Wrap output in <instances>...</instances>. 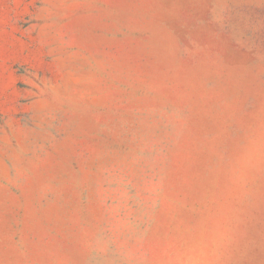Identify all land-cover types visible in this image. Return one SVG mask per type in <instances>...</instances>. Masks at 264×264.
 I'll use <instances>...</instances> for the list:
<instances>
[{
    "label": "rangeland",
    "instance_id": "1",
    "mask_svg": "<svg viewBox=\"0 0 264 264\" xmlns=\"http://www.w3.org/2000/svg\"><path fill=\"white\" fill-rule=\"evenodd\" d=\"M264 264V0H0V264Z\"/></svg>",
    "mask_w": 264,
    "mask_h": 264
},
{
    "label": "clouds",
    "instance_id": "2",
    "mask_svg": "<svg viewBox=\"0 0 264 264\" xmlns=\"http://www.w3.org/2000/svg\"><path fill=\"white\" fill-rule=\"evenodd\" d=\"M221 243L222 235L217 232L211 241L190 248L182 258L181 264H215Z\"/></svg>",
    "mask_w": 264,
    "mask_h": 264
}]
</instances>
